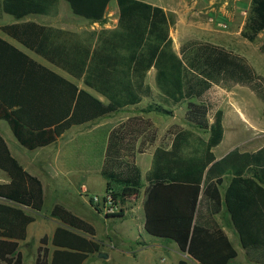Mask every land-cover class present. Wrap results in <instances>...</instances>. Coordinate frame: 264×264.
<instances>
[{"label":"trees","instance_id":"trees-1","mask_svg":"<svg viewBox=\"0 0 264 264\" xmlns=\"http://www.w3.org/2000/svg\"><path fill=\"white\" fill-rule=\"evenodd\" d=\"M59 1L2 0L0 12L16 19L32 14H57ZM64 1L75 15L105 24L106 11L112 0ZM117 4L120 13L118 27L90 32L87 44L70 42L61 37L63 32L34 23L1 28L69 74L78 77L84 75L85 84L103 95L108 104L79 90L76 85L0 38V119L9 123L24 148L35 150L45 147L74 125L94 121L125 107L138 105L144 97H151L152 89L146 77L154 68L162 105L173 107L188 101L187 121L208 130L209 137L207 141L195 144L192 132H176L170 149H156L147 175L148 183L204 186L198 218L188 246L189 253L195 259L203 264H230L236 257L223 231L208 225L212 222L211 215L202 220L203 209L209 214L216 213L223 199L249 259L264 264V147L254 153H241L235 149L217 161L213 149L224 138L223 111L216 110L211 123V104L205 99L213 83L230 81L252 85L264 100L261 82L243 59L210 44L200 46L203 51L199 55L194 54V58L186 53V47L179 56L173 49L170 37L175 19L162 8L140 0H117ZM263 31L264 0H252L242 35L254 42ZM260 51L264 54V43ZM13 76L43 77L40 82L43 84L42 93L35 99H39L36 117H45L46 113L53 110L47 102L56 105L61 101L56 93L53 96L47 94L49 90L58 92L66 100L65 113L47 123L38 121L37 124H31L27 120V112L31 108L24 100L25 92L18 94L15 88L12 93L9 88L1 87V83L5 82L3 80ZM19 83L24 86L27 82ZM53 83L56 84L54 88ZM162 105H157L156 110L169 113ZM111 150L102 175L107 182L106 192H114V200L118 201L121 209L119 213L108 217H123L126 210L124 206L136 200L141 193V170L131 156L123 158L121 146L118 151ZM0 166L13 178L10 185H0V197L30 207L35 212L42 211V183L23 172L18 162L10 156L2 139ZM226 175L232 176V179L222 198L218 185L222 184V177ZM114 186L120 189L116 192ZM52 216L57 218L56 215ZM35 220L24 209L0 202V264H20L18 243L26 240L28 227ZM64 223L77 228L70 222ZM47 242L48 237L44 236L42 245L46 246ZM51 242L55 247L51 258L49 250L42 247L36 264H83L90 255L102 251L99 242L63 225L57 227ZM179 264L186 263L181 261Z\"/></svg>","mask_w":264,"mask_h":264},{"label":"crops","instance_id":"crops-1","mask_svg":"<svg viewBox=\"0 0 264 264\" xmlns=\"http://www.w3.org/2000/svg\"><path fill=\"white\" fill-rule=\"evenodd\" d=\"M64 0H60L58 4V13L57 14H50V15H39V14H32L28 15L23 19H16L11 15L2 13L6 15V19H8L7 23L2 22V17L0 18V38L7 41L30 58H32L37 63L47 67L48 69L54 71L57 75L64 78L66 81L76 85L79 90H84L91 94L92 96L99 99L102 103L108 104V100L95 91L94 89L88 87L84 82V75L80 77L76 75L69 74L65 70L55 66L53 63L48 61L44 56L28 49L24 46L20 41L16 40L12 36L6 34L1 30V28L6 26L12 25H20V24H27V23H34L40 26H44L49 29L59 30L63 32L61 37L66 38L70 42H79L82 44L88 43V34L90 32H98L103 29H116L118 27L119 21V11L113 9V23H95L91 22L83 17L77 16L72 12V9L68 8L64 2ZM146 3H149L153 6H158L162 8L165 13L172 15L175 19V25L170 30V37L173 40V49L174 51L181 56V50L187 45H185V40H191L193 38H211L215 35V32L211 28L210 23L207 21L208 15L212 16L213 14H220L225 15L231 22H239L240 21V28L238 33H241L245 26V21L249 9L251 7L252 0H189L187 4L183 5L181 2L178 3V0H140ZM110 5V4H109ZM106 11L107 18L109 12V6ZM70 6V5H69ZM185 6V7H184ZM199 18L198 21L192 22L193 30L186 34L185 28V17L186 16ZM239 20V21H238ZM196 25H199L196 27ZM95 44V41L94 43ZM260 50V45L258 46ZM261 52V51H260ZM262 53V52H261ZM263 54V53H262ZM264 55V54H263ZM248 57L246 56V60ZM249 62V60H248ZM49 79L51 76H47ZM156 77V70L152 68L146 77L147 84L152 89V96H153V88L152 85L148 82L150 78L155 81ZM4 83H1V87L9 88L10 92H14L15 88L19 92H25L24 100L31 108L30 111L27 112V116L29 122L37 124L38 121H43L47 123L57 117H59L62 113L66 111V100H64L61 96H59L58 92H50L49 90L47 94L56 93L61 101L53 105L52 102H47L53 107L52 111L46 113L45 117L39 118L36 117V111L39 108V99L38 95L42 93L43 84L40 83L43 81V77L41 76H34V77H19L13 76L11 78H7ZM21 81H25L24 86H21ZM55 83L52 84V87H55ZM158 90V89H157ZM158 91V95H159ZM151 97H144L142 101L135 106H128L120 111L104 115L95 119L94 121H90L80 125H74L68 130H66L54 143L41 147L35 150H28L24 148L18 139L16 138L11 126L6 120L0 119V139L4 142L7 147V150L10 156L18 162V164L23 169V172L27 173L32 177H36L42 183V188L44 192V200H46L47 196L51 194H55L58 190H63L67 188H77L79 193L83 195V188L87 189V193L84 195L88 196L89 191H93L94 183L97 180H100L102 184L107 182L102 175V171L105 168L106 160L108 153L112 152V148L115 151H118L119 146H121V152L124 155L123 158L127 159L131 156V159L134 160L136 165L140 167L141 170V181L143 184L141 193L139 197L134 200L129 206L130 208L127 209L125 205V212L123 217H115L109 215L105 216L102 212L98 209H95L92 201L90 200V204L92 208H94L95 212L99 217H104L106 222L114 221V220H122L125 217L127 212H130L136 215V222L139 226V234L140 238L137 241L140 244V248L138 249L139 255L137 254L134 259H138L136 264H163L165 260L162 257L163 251H170L174 255L177 256L178 254V264L181 261H184L186 264H203L199 260L195 259L188 250L189 241L192 235L193 228L196 224L199 207L202 200L203 185H192V184H180V183H171V184H178L181 185L184 189H188L190 194L183 197L182 200L184 202V211L188 215L183 220V225L187 222V228L183 231V236L180 237L179 235L173 234H166L163 231H156L154 229L151 231V238H145L142 236V231H144L145 227V215L144 210H147L150 207L148 197H145V194H149L151 191H157L160 188L164 187L168 184H149L147 181L148 172L151 169L153 155L156 149L159 147L155 144L156 141L150 139L147 135V131L150 128H153V119L151 115H147V113L142 112H135L132 116H125L123 122L119 124H114L111 122V118L120 112H125L126 115L131 114L136 108L142 107V105ZM160 96V95H159ZM51 98V97H49ZM64 100V101H62ZM18 108V107H16ZM72 111V108H71ZM70 111V112H71ZM38 112V111H37ZM152 112H149L151 114ZM39 115V114H38ZM242 116V115H241ZM63 120V119H62ZM237 120V119H236ZM213 121H211L212 123ZM237 124V123H236ZM235 124L234 127H237ZM224 127V138H226V131H225V123L223 121ZM147 135V136H146ZM145 136V137H144ZM209 137V136H208ZM149 138V139H148ZM208 140V138H207ZM203 140V141H207ZM222 140V142H223ZM172 142V141H171ZM221 142V143H222ZM220 143V144H221ZM219 144V145H220ZM235 140L232 141L231 149L228 151H222L221 157H217L215 153H217L215 147L213 149V153L216 157V160L219 161L225 156H227L230 152L235 150L234 148ZM111 147V148H110ZM171 147V145H170ZM264 147V144L252 151L250 153H254ZM163 148V147H162ZM170 149V148H166ZM227 149V148H226ZM225 149V150H226ZM239 150V149H238ZM240 151V150H239ZM224 152V153H223ZM244 153L245 151H240ZM143 157H147V166L149 170L146 173L145 181H143L142 177V169L140 166V160ZM114 167V164H112ZM223 182L221 185H218V189L222 198L224 197L225 191L228 188L232 176L226 175L222 177ZM13 181L11 174L4 169V167L0 166V185H10ZM116 189H120L118 186H114ZM51 188V190H50ZM106 192V189H105ZM104 192V194H105ZM102 194L101 196H103ZM177 195V194H176ZM100 196V195H99ZM0 202L7 203L19 208H27L30 207L20 205L12 200H6L5 198L0 197ZM154 203H157V207L159 212H162L161 204L163 201L156 200ZM25 210V209H24ZM203 221L206 219L207 216L211 215L212 222L208 225L210 227H218L223 234L227 237L233 250L236 252V257L231 261L230 264L234 262L236 264H261L249 259L246 250L244 249L240 235L238 234L236 228L231 221V217L223 204L218 212L211 213L206 209H203L202 213ZM144 220L142 223L141 221ZM61 223L60 221H56V227L54 228L53 234L57 227L60 225L66 226L70 229H73L76 232L83 234L84 236L88 237L89 239H94L95 241L101 243V241L97 240L95 237H92L89 231H86L81 228L76 229L75 227H71L69 224ZM155 241V243H152ZM104 245V244H101ZM102 249V247H101ZM156 251V252H154ZM102 253L106 251H101ZM100 252V253H101ZM243 253L244 259L239 261L240 255ZM108 255V254H107ZM90 257V256H89ZM88 257V259H89ZM110 255H108V259ZM160 258V259H158ZM87 259V260H88ZM86 260V261H87ZM85 261V262H86ZM84 262V263H85ZM83 263V264H84Z\"/></svg>","mask_w":264,"mask_h":264},{"label":"rangeland","instance_id":"rangeland-1","mask_svg":"<svg viewBox=\"0 0 264 264\" xmlns=\"http://www.w3.org/2000/svg\"><path fill=\"white\" fill-rule=\"evenodd\" d=\"M187 1L189 0H178L177 2L185 5ZM63 2L70 9L69 4L66 1ZM109 6L106 22L112 24V10L119 11L117 0H112ZM248 16L249 12L246 18ZM1 17L2 12H0ZM217 17L228 25V29L224 30L210 23V15H208L207 21L210 23L215 35L211 38L186 39L185 45L188 44L186 53L194 58V54L199 55L203 51L199 48L200 46L210 44L240 57L252 68L256 79L261 82V91L264 94V55L258 49V46L264 43V31L259 34L256 41L250 42L243 37L242 32L238 33L240 28L239 20V22H231L229 18L221 15V13ZM197 19L199 18H192L188 15L185 17L186 34L193 30L192 22H197ZM1 20L3 23L8 22L6 15H3ZM246 56L249 62L246 60ZM148 82L153 88L152 98L148 99L142 107L136 108L129 115H126L123 111L117 113L111 118V122L119 124L123 122L125 116H132L135 112L147 113V115L152 116L154 125L153 128L147 131V135L150 139L156 141V145L163 148H170L174 134L183 130L193 133V142L195 144H201L203 140H207L209 131L197 127L186 119L188 101L173 107L162 105L155 82L152 78ZM205 99L211 104V121H213L216 110L220 109L223 111V121L226 125V138L216 148L217 153L215 154L218 158L221 157L222 151L226 152L231 149L232 141L234 140L235 144L233 147L245 152L255 151L264 144V100L254 91L252 85L234 84L230 81L213 83L206 93ZM157 105L164 106L169 113L158 112L156 110ZM149 112L152 113L149 114ZM235 124L237 127H234ZM147 160V157H143L140 160L143 181H145L146 173L149 170ZM105 189L106 183L102 184L100 180H97L94 183L93 191H89L88 196L81 195L77 188L72 187L71 189L58 190L55 194L50 193L46 200H44L43 209L40 212L24 208L26 213L34 216L36 220L28 227L26 240L18 243V251L21 253L20 264H36L42 247H46L49 250V256L51 258L55 250L51 240L54 228L56 227V221H60L61 223L70 222L76 225V229L81 230L82 228L89 231L92 237L101 241L100 244H104L102 245V251H106L104 253L110 255V258H101L98 253L90 255L84 264H136L140 261L139 258L134 259L139 253L138 249L140 248V244L137 242L139 241L140 234L138 232L139 226L136 222V215L127 212L122 220L106 222L104 217H99L94 210V208L99 210V206L92 203L94 206L92 208L90 204L92 197L94 195L101 196L104 194ZM114 190L118 191L119 189L114 188ZM189 194L188 189H184L178 184H168L157 191H151L149 194H145V197H148L150 207L144 210L145 229L141 233L142 236L151 238V231L157 229L156 231H163V233L172 236L176 234L184 237L182 230L184 228L186 230L188 226L187 222L183 225V220L187 214L183 209L184 202L182 198ZM156 200L163 201V204H161V213L157 210V203H154ZM131 205H126L127 209ZM52 215H56L57 218ZM141 222L143 223L144 220ZM44 236L48 237L46 246L41 243ZM152 243H155V241ZM163 252L162 257L165 260L163 264H178V254L176 256L168 250ZM242 259H244L243 253L240 255L239 261ZM233 264L236 263L234 262Z\"/></svg>","mask_w":264,"mask_h":264},{"label":"built area","instance_id":"built-area-1","mask_svg":"<svg viewBox=\"0 0 264 264\" xmlns=\"http://www.w3.org/2000/svg\"><path fill=\"white\" fill-rule=\"evenodd\" d=\"M209 22L220 27L221 29H228V25L222 22L216 14H213L209 18ZM83 193H87V189L83 188ZM92 201L94 204L99 206V210L102 212L103 215H113L119 213L121 209V205L114 200V192H105L103 196L94 195L92 197Z\"/></svg>","mask_w":264,"mask_h":264},{"label":"water","instance_id":"water-1","mask_svg":"<svg viewBox=\"0 0 264 264\" xmlns=\"http://www.w3.org/2000/svg\"><path fill=\"white\" fill-rule=\"evenodd\" d=\"M99 257H101V258H108V255L101 252V253H99Z\"/></svg>","mask_w":264,"mask_h":264}]
</instances>
